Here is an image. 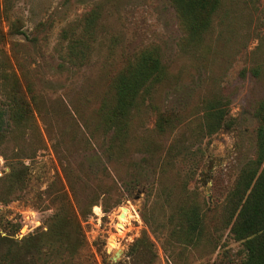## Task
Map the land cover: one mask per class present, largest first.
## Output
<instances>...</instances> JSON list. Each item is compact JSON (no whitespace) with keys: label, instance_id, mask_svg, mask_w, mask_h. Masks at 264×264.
<instances>
[{"label":"rangeland","instance_id":"rangeland-1","mask_svg":"<svg viewBox=\"0 0 264 264\" xmlns=\"http://www.w3.org/2000/svg\"><path fill=\"white\" fill-rule=\"evenodd\" d=\"M145 51L160 80L110 141L112 77ZM263 97L264 0H222L193 40L170 0H0V264H239L222 207L256 157ZM193 203L195 239L174 248L170 217Z\"/></svg>","mask_w":264,"mask_h":264},{"label":"trees","instance_id":"trees-1","mask_svg":"<svg viewBox=\"0 0 264 264\" xmlns=\"http://www.w3.org/2000/svg\"><path fill=\"white\" fill-rule=\"evenodd\" d=\"M170 2L191 40L199 38V35L210 26L214 14L222 4V0H170ZM17 23V20L11 22L10 28L21 32L17 29ZM160 66L157 54L154 51H145L139 53L112 77L113 105L102 111L104 127L106 131H111L110 141L120 137L121 123L136 107L139 97L143 93L149 94L151 83L160 80L162 74ZM258 73L257 71L256 75ZM10 95L13 100L11 120L15 125L22 126L31 116L29 103L18 84L10 91ZM3 114L0 109V133L5 123ZM256 115L260 121L256 132V157L236 180L222 207L231 235L242 245L243 257L239 264H264V97L257 106ZM205 116L218 122L222 119V111L210 110ZM172 118L163 113L159 114L157 130L164 133ZM197 205L189 204L185 210L181 209L176 217L173 215L170 217L171 221L175 219L178 224L169 233L177 242V245L174 244L172 247L185 248L188 237L189 243L195 239L191 235L198 231V217L201 215ZM59 218L60 216L57 221ZM144 221L146 222V219ZM61 223L62 220H59L53 225L57 227V231H54L55 237L67 239L68 233L60 232ZM62 240L64 241L63 238Z\"/></svg>","mask_w":264,"mask_h":264}]
</instances>
